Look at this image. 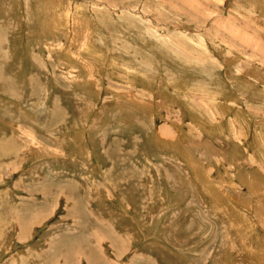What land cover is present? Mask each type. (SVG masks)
<instances>
[{"label": "rangeland", "instance_id": "rangeland-1", "mask_svg": "<svg viewBox=\"0 0 264 264\" xmlns=\"http://www.w3.org/2000/svg\"><path fill=\"white\" fill-rule=\"evenodd\" d=\"M0 264H264V0H0Z\"/></svg>", "mask_w": 264, "mask_h": 264}]
</instances>
